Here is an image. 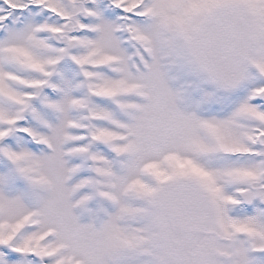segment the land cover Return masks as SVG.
Listing matches in <instances>:
<instances>
[{"label": "snow or ice", "instance_id": "1", "mask_svg": "<svg viewBox=\"0 0 264 264\" xmlns=\"http://www.w3.org/2000/svg\"><path fill=\"white\" fill-rule=\"evenodd\" d=\"M0 264H264V0H0Z\"/></svg>", "mask_w": 264, "mask_h": 264}]
</instances>
